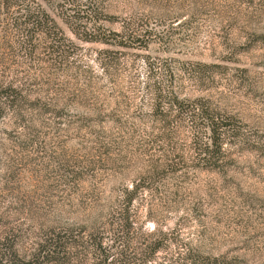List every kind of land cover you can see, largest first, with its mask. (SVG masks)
Returning <instances> with one entry per match:
<instances>
[{
  "label": "rangeland",
  "instance_id": "1",
  "mask_svg": "<svg viewBox=\"0 0 264 264\" xmlns=\"http://www.w3.org/2000/svg\"><path fill=\"white\" fill-rule=\"evenodd\" d=\"M26 2L65 38L0 10V250L264 264V0Z\"/></svg>",
  "mask_w": 264,
  "mask_h": 264
},
{
  "label": "trees",
  "instance_id": "2",
  "mask_svg": "<svg viewBox=\"0 0 264 264\" xmlns=\"http://www.w3.org/2000/svg\"><path fill=\"white\" fill-rule=\"evenodd\" d=\"M16 5H19V7L23 10L21 14H18L14 17V22L17 25L19 29H22L27 35L33 36L32 31L34 28H39L40 30L42 28H45L46 25H48L50 28L54 29L53 36L57 40L58 43L62 41L63 38H65L64 33L62 32L60 26L56 23V21L45 11V9L38 3L36 7H31L26 0H0V10L5 7L7 10H12L13 7H16ZM89 8H91V15L90 18L93 20L96 17L97 9L91 7L89 5ZM37 11V12H35ZM94 11V13H93ZM36 13V14H35ZM93 13V14H92ZM52 23V24H51ZM16 86H14V83L11 82L8 84L7 89H15ZM157 95H160L159 91H156ZM170 102H173L175 104L176 102H181L180 98L177 94L170 95ZM155 104L158 106V104L161 101V98L155 96ZM160 105V104H159ZM211 128L214 132L217 134L224 133V129L222 128V123L219 118H216L215 115L211 116ZM133 192V189H131ZM132 197H129L127 200H131ZM125 202V201H124ZM121 211L118 212V217L120 218L121 222V228L126 229L130 226V207L129 203H125L123 207H121ZM69 241L68 238H63L61 236H50L45 237L41 241L38 242V245L35 247V250L31 252L30 257H19L17 253L13 254L12 252L5 250H0V264H36L39 261H56L58 262L59 259L65 257L66 253V246L68 245ZM98 244L97 248L102 247L101 241L93 243V245ZM159 242H154L152 244V250L154 251L158 248ZM103 249V247H102ZM107 257H103L99 259L97 264H111V262H106Z\"/></svg>",
  "mask_w": 264,
  "mask_h": 264
}]
</instances>
